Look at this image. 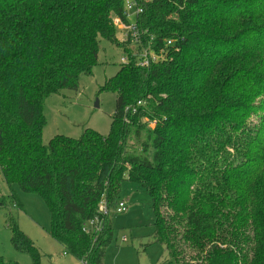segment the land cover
Segmentation results:
<instances>
[{
    "label": "trees",
    "instance_id": "16d2710c",
    "mask_svg": "<svg viewBox=\"0 0 264 264\" xmlns=\"http://www.w3.org/2000/svg\"><path fill=\"white\" fill-rule=\"evenodd\" d=\"M127 0H0V172L40 194L51 235L82 264H104L127 176L150 194L166 264H264V0H135L150 66L117 39ZM128 57L99 91L116 93L110 130L43 141L44 104L92 75L100 41ZM123 55V56H124ZM152 123L153 127L148 125ZM14 247L40 264L0 195ZM0 264H20L0 255Z\"/></svg>",
    "mask_w": 264,
    "mask_h": 264
},
{
    "label": "rangeland",
    "instance_id": "374dc122",
    "mask_svg": "<svg viewBox=\"0 0 264 264\" xmlns=\"http://www.w3.org/2000/svg\"><path fill=\"white\" fill-rule=\"evenodd\" d=\"M125 30L117 26V39ZM123 50L106 39L100 41L98 62L92 75H82L78 90H63L50 95L44 104L46 124L43 141L47 143L57 134L80 137L85 128L107 134L116 109V93L99 91L106 79L116 74L122 62ZM99 102V106H96ZM149 127H153L150 123ZM0 195L15 196L22 209L12 208L19 227L41 252L40 264H82L50 233L51 212L43 197L26 192L18 184L11 188L0 172ZM128 209L111 214L114 235L107 248L104 264H166V248L152 239L156 214L149 192L127 176L122 183L119 201ZM8 208L0 206V255L20 264H32L29 254L17 250L11 242L12 232L6 223ZM127 239L124 240L123 238Z\"/></svg>",
    "mask_w": 264,
    "mask_h": 264
},
{
    "label": "built area",
    "instance_id": "2783aa9c",
    "mask_svg": "<svg viewBox=\"0 0 264 264\" xmlns=\"http://www.w3.org/2000/svg\"><path fill=\"white\" fill-rule=\"evenodd\" d=\"M125 8L129 22L124 23L120 19L115 20L116 25H121L125 30V34L119 42L128 44L132 48L141 47L138 63L142 66H150L153 63L163 60L166 52L165 47L172 45L173 40H168L163 48H153L151 44L144 41L143 32L136 23V17L143 12L142 6L135 0H127ZM132 16L135 17V20L130 19ZM127 60L128 57L124 55L122 62H126ZM127 209L128 205L124 200L118 201L114 209L109 207L106 201H102L99 215L87 221L84 224V230L91 233L99 232L103 228L104 217H108L114 212H122ZM123 239L126 240L127 238L124 237Z\"/></svg>",
    "mask_w": 264,
    "mask_h": 264
},
{
    "label": "crops",
    "instance_id": "0c3cea01",
    "mask_svg": "<svg viewBox=\"0 0 264 264\" xmlns=\"http://www.w3.org/2000/svg\"><path fill=\"white\" fill-rule=\"evenodd\" d=\"M130 19H132V20H135V17L134 16H132ZM120 40V39H119Z\"/></svg>",
    "mask_w": 264,
    "mask_h": 264
},
{
    "label": "water",
    "instance_id": "95a60500",
    "mask_svg": "<svg viewBox=\"0 0 264 264\" xmlns=\"http://www.w3.org/2000/svg\"><path fill=\"white\" fill-rule=\"evenodd\" d=\"M96 106H99V102H97Z\"/></svg>",
    "mask_w": 264,
    "mask_h": 264
}]
</instances>
